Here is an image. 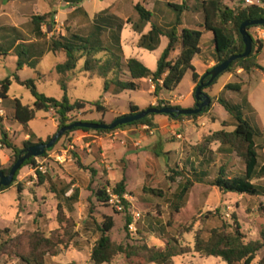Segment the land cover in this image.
I'll list each match as a JSON object with an SVG mask.
<instances>
[{
    "label": "rangeland",
    "instance_id": "374dc122",
    "mask_svg": "<svg viewBox=\"0 0 264 264\" xmlns=\"http://www.w3.org/2000/svg\"><path fill=\"white\" fill-rule=\"evenodd\" d=\"M158 1L156 6L163 8L164 19L161 17L160 9L154 11L155 0H85L81 5H77L81 10L72 13L70 12L76 5L68 4L66 0H17L9 3L0 0V29L14 27L23 33L25 40L39 41L40 49L46 54L36 66L26 67L18 74L24 80H37L38 90L46 96L62 100L63 91L58 83L59 75L56 68L65 62L66 57L65 54L54 55L47 52L53 34H87L98 15L108 12L117 16L124 2L127 7L123 8V11L129 18L130 25L139 19L134 9L138 3L152 12L154 24L168 25L177 13L166 2L175 3L181 0ZM184 2L189 7L196 0ZM225 3L232 9H238L244 5L257 4L258 1L225 0ZM59 12L61 15H58ZM49 14L54 16L55 29L47 34V39L38 40L33 32L32 18ZM186 15L191 17L193 13L187 12ZM122 22L125 26L124 20ZM44 31L48 32V28L44 27ZM250 32L254 34L255 28ZM138 36L129 28L124 34V39L131 41ZM208 39L209 35L205 36L202 44L207 43ZM166 45L167 42H164L153 52L126 45L125 57L138 58L155 71ZM205 51L208 58L214 59L213 43L208 45ZM18 60L19 57L14 53L0 56V70L4 69L0 78L14 75L18 69ZM260 61L264 67V52ZM202 63V58L196 60V67L199 70ZM84 64L85 61L81 60L71 75L68 97L72 103L79 100L87 104L82 111L70 114L71 120L110 124L123 116L122 114H127L131 104L147 109L154 101L155 95L149 89L151 85L148 81H142V86L137 91H124L119 95L105 94V80L84 72ZM261 73L264 77V70H261ZM122 78L127 80L129 76L125 74ZM228 78L229 74L222 75L218 86ZM191 83L192 74L188 72L173 95L187 98ZM9 97L19 99L24 105L32 107L35 101L30 90L16 82H13ZM192 97L194 98V95ZM245 97L248 104L245 105L244 115L258 131L256 145L260 169L264 166V79L246 88V93L239 94L233 91L225 93V98L234 103L242 104ZM249 100L256 111L250 109ZM163 101L168 104L173 102L172 105L177 104L174 98H164ZM190 101L192 99H187L181 106H186ZM97 102L106 108V112L94 106ZM5 111H8L5 113V117L9 119L7 125L11 133L13 132L12 143L24 148L27 141L26 133L21 125L14 126V119L9 112L12 111L11 107ZM57 125L59 126L58 115L54 110L38 112L36 119L29 124V129L36 135L33 141L38 143L41 140L46 143L58 132ZM235 129V120L218 105L215 111L192 120L190 125L169 136L165 147L160 151L144 153V149L139 147L135 151L125 152V149L116 146L109 148L108 153L104 155V147L99 146V141L104 134L115 132L108 137L109 143H120V131L90 132L82 142L78 140L83 136L81 132L64 136L48 153L46 163L48 172L45 174L44 184L35 177L38 161H42L38 158L35 164L21 170L15 186L0 194V246L9 244L11 252L17 238L22 237L25 241L29 235L35 233L46 238L56 237L65 242L71 238L67 246L60 244L56 246L55 252L58 254L47 255L44 264H93L91 254L101 236L99 227L108 219H112L114 222L112 240L127 247L128 252L133 255H119L111 264H154L148 261L144 247L165 251L171 245L191 248L192 251L173 258L170 264H228L221 258L204 257L196 253L194 251L196 237L200 235L204 240H208L215 229L233 232L237 221L245 242L261 240L264 231V196L222 194L211 183L218 177L222 168L226 170L228 176H244L245 160L232 147L222 146L219 142H212L202 153L197 149L204 137L218 131L231 133ZM68 147L72 148L65 154ZM8 152L10 161L3 166L6 168L15 162L13 152L11 150ZM92 171L96 172L95 176ZM123 179L127 181L125 199L129 206L124 212H118L109 203L102 202L98 198V193L106 187L111 190ZM188 179L197 183L180 203V210L176 211L175 207L179 204L178 194ZM253 183L264 188V178H254ZM19 184L25 187L23 194L19 193ZM154 191L157 194H154ZM128 217L132 218L135 227L133 231L130 226L127 228ZM132 247L143 249L136 255ZM263 257L264 251L257 256L253 264H261ZM0 264L26 263L18 256L5 254L1 256Z\"/></svg>",
    "mask_w": 264,
    "mask_h": 264
},
{
    "label": "trees",
    "instance_id": "16d2710c",
    "mask_svg": "<svg viewBox=\"0 0 264 264\" xmlns=\"http://www.w3.org/2000/svg\"><path fill=\"white\" fill-rule=\"evenodd\" d=\"M6 3L15 2L17 0H4ZM85 0H66L67 3L81 5ZM257 4L244 5L238 9H232L226 5L225 0H204L200 5V10L204 14L203 30L183 29L178 32L180 26L183 25V15L186 11L192 10L186 6L169 4L176 10V21L172 28L165 29L153 23V14L143 4L135 5V11L138 13L139 22L133 25V29L140 34H143L144 28L148 24H152V30L143 35L140 39L139 46L149 51H156L160 46L162 37H166L169 41L167 48L161 55L156 71H151L143 62L136 58H131L124 62V52L121 42V33L124 28V23L121 19L108 12H103L94 19V23L89 27L87 34L73 33L71 35H56L55 33L50 38V46L47 52L53 54L63 53L66 55V61L57 66V72L63 77L60 80L61 89L64 92L62 100H57L48 97L41 93L37 88L35 79L22 80L17 74L25 66L37 65L44 57L46 52L40 49L39 41H27L23 37V33L17 28H1L0 29V56H8L12 53L19 57L17 73L12 76L0 80V124H3L4 118L1 112L5 109H12L13 119L19 123L24 132L29 135V139L25 141L24 148H20L12 143L10 135L6 130L1 131V145L3 148L11 150L15 156V162L18 161L21 152L25 148L35 146L39 143H44L41 140L38 143L33 140L36 135L29 129V124L36 119V114L40 111L54 110L58 115V131L66 126H69L76 121L70 119V114L82 111L85 109V101H76L72 103L68 97V79L66 75L74 72L80 61L84 60V72L92 73L105 80V93H122L124 91H137L140 88L138 83L144 79H151L155 85V96L159 97L163 91L174 92L183 82L186 74L192 72L193 81L196 84L194 97L197 87L203 76H200L193 65V61L200 53V45L204 35V31L211 32L214 36V58L216 64L220 65L234 55H241L245 52V43L241 34V26L247 21L263 20L264 19V0H257ZM77 10H81L80 8ZM52 15L34 16L32 18L33 32L38 40L47 39V34L53 32L56 23ZM44 27L48 28V32L44 31ZM255 28V27H252ZM248 29L250 32L251 29ZM251 33V32H250ZM181 48L180 55L172 59V54L178 48ZM264 48L263 43L257 42L254 39L253 51L247 58L239 59L232 63L226 73L236 72L238 69L250 73L255 70H264L259 63V57ZM216 65V66H217ZM210 69L209 71H211ZM128 71L131 80L125 81L122 79L124 72ZM222 74V75H224ZM221 75V76H222ZM221 76L216 79L211 85L204 89V92L214 88ZM210 78L205 80V84ZM15 81L20 86L30 90L35 101L34 105H24L19 99H11L9 93ZM162 81V83H161ZM225 91H233L236 93L242 92L241 84H228ZM196 99V98H195ZM215 102H218L228 114L235 120L236 129L229 133L226 131H218L214 134L204 137L198 145V152H204L207 146L212 142H219L222 146L228 145L237 151L246 162V174L244 176H228L226 170L222 168L218 177L211 183L222 194L233 195H248V196H264V188H261L253 183L254 178H264V166L259 169V155L256 145L258 131L248 122L244 115L245 105L248 104L247 99L242 104L234 103L230 99L221 95L218 98H212L211 106L204 109L201 114L191 116H166L171 121L183 122L184 120H194L205 116L212 110ZM198 101L196 100V104ZM196 104L193 108H196ZM250 105V104H249ZM98 110L106 112V108L97 102L94 104ZM163 107L179 108L180 106L168 104L164 101H159L158 105L151 108L162 109ZM251 109V107H250ZM132 113H139V107L132 105ZM159 115H150L141 121L134 122L128 125L120 126L113 131L107 130H91L77 128L71 132H67L68 136L74 132H97L111 133L119 129L130 126H148L151 130L157 128L154 123L155 117ZM103 123V122H99ZM52 139V138H51ZM49 139L47 142H49ZM47 151L43 157H47ZM36 163V159L32 158L26 161L22 168L17 172L14 183L10 187L0 186V194L6 192L17 183V178L25 167ZM0 166V172L9 175L12 167ZM83 168V167H82ZM93 172L95 176L96 172ZM38 179L41 184L45 183V175L38 173ZM203 183V181H198ZM196 181L188 179L183 185L178 194V203L175 207L176 211L180 210V203L185 200L189 192L194 187ZM25 187L19 184V193L23 194ZM108 187L98 193V198L105 203H109ZM111 191L120 196L127 210L129 204L124 198L127 194V181L123 179L117 183ZM154 194L157 192L154 191ZM133 223L132 218L127 219V228ZM114 228L112 219H108L102 226L99 227L101 232L100 238L97 240L91 254L93 264H111L119 255H133L128 252V248L124 245L116 244L111 237V232ZM69 235V233H68ZM22 237L14 241L11 252L9 244L0 246V258L5 254L18 256L26 264H44V258L47 255L56 256V246H67L69 241L65 242L56 237L46 238L41 234L35 233L23 241ZM59 242L57 243L56 242ZM143 249V248H142ZM137 247H132L134 254L139 255L140 250ZM148 261L154 264H170L172 259L178 256H183L192 251L191 248H182L178 245H171L165 251L144 247ZM194 251L204 257L221 258L228 264H253L257 256L264 251V231L262 238L258 241L245 242L244 235L241 232V227L236 221V227L233 232L215 229L212 231L208 240H204L200 235L196 237ZM264 264V257L261 260Z\"/></svg>",
    "mask_w": 264,
    "mask_h": 264
},
{
    "label": "crops",
    "instance_id": "0c3cea01",
    "mask_svg": "<svg viewBox=\"0 0 264 264\" xmlns=\"http://www.w3.org/2000/svg\"><path fill=\"white\" fill-rule=\"evenodd\" d=\"M185 0H181L179 2H175V3H171V4H175V5H182ZM204 0H200V3H199V0H196V2L194 4H192L191 6H189V8H191L192 10H189V11H186L183 15V25L179 27L178 29V32L181 33L183 29L187 28V29H195V28H199L200 30H203V25H204V14L203 12L200 10V5L201 3L203 2ZM157 3H159L158 0H155L154 2V11L157 12L159 9V12L161 14V17L164 19L165 18V13L163 12V8L160 7V8H157ZM70 4V3H68ZM166 4L169 6L170 2H166ZM127 7V4L124 2L121 4V8H119L121 12H119L117 14L118 17H120L122 20H124V22L126 23L124 28H123V31L121 33V42H122V48H123V52H124V49H125V46L126 45H132V46H137V47H140L139 46V42H140V39L143 35H146L148 34L151 30H152V24H148L145 28H144V31H143V34H140V33H137L134 29H133V25L137 22H139V19L135 22V23H132L130 25L129 23V18L127 17V15H125V11H123V8L126 9ZM80 7H77L75 6L72 11V12H76L77 9H79ZM157 8V10H156ZM81 9V8H80ZM135 9V8H134ZM187 12H190V13H193V15L191 17H188L186 15ZM125 13V14H124ZM58 15H61L60 12ZM116 16V15H115ZM176 18H177V15H174L170 21V23L168 25H165V24H160L159 26L165 28V29H169V28H172L175 24V21H176ZM133 29L139 36L138 37H135L134 39H132L131 41H128L126 39H124V34L125 32L129 29ZM207 31H204V35H203V38L207 35H209V39H208V42L205 43V44H202V41H201V45H200V53L196 56V58L194 59L193 61V65L196 69V72L200 75V76H204L210 69H213L217 64H216V60L215 58L214 59H210L207 57L206 55V51L205 49L207 48L208 45H210L211 43H213V40H214V36L211 32L206 33ZM211 33V35H210ZM254 38L253 34L250 33ZM202 38V40H203ZM256 40V39H255ZM164 42H167V45L165 47V49L167 48L168 46V39L166 37H162L161 39V43H160V46L163 45ZM264 45V43H263ZM158 47V48H159ZM141 48V47H140ZM213 48H214V43H213ZM164 49V50H165ZM163 50V52H164ZM162 52V54H163ZM264 52V48L260 54V57L262 55V53ZM51 53V52H49ZM181 53V48L179 47L175 52H173L172 54V59H175L177 58ZM214 53V51H213ZM59 54H63V53H58L56 55H59ZM161 54V55H162ZM11 55V54H10ZM55 55V54H54ZM160 55V57H161ZM66 57V55H65ZM159 57V59H160ZM260 57H259V63L260 65L262 66L261 64V61H260ZM133 58V57H132ZM198 58H202L203 60V63L201 65V68L200 70L196 67V60ZM131 59V58H129ZM129 59H126L125 57V52H124V62L126 63L127 60ZM138 59V58H136ZM158 59V60H159ZM140 60V59H138ZM65 61H66V58H65ZM141 62H143L142 60H140ZM64 63V62H63ZM61 63V64H63ZM144 63V62H143ZM145 64V63H144ZM60 65V64H59ZM146 65V64H145ZM58 66V65H57ZM147 66V65H146ZM26 67H29V66H25L23 69H25ZM263 67V66H262ZM0 68H1V65H0ZM264 68V67H263ZM22 69V70H23ZM150 69V68H149ZM3 70L4 69H1L0 70V74L2 73L3 74ZM151 70V69H150ZM153 71V70H151ZM156 71V70H155ZM154 72V71H153ZM17 73V72H16ZM74 72H71V73H68L66 75V78L68 79L67 81V84H68V88H69V82L72 80V77L71 75L73 74ZM192 74V72H190ZM1 74V75H2ZM18 74V73H17ZM92 74V73H91ZM128 75L129 76V79L125 80V81H129L131 80V76H130V73L128 71H125L124 72V75ZM226 74H229V78L221 85L218 86V83L214 86V88L212 89H209L207 91H205V93L209 96H211L212 98H218L220 97L221 95H224L225 96V93L228 91H225V87L228 85V84H241L242 85V92L241 93H246V88L250 87L251 85H254V83H257L259 82L260 80H263L264 77L262 76L263 73H261V70H255V71H252L250 73H247L245 71H243L242 69H238L236 72H233V73H226ZM19 75V74H18ZM59 79H58V83L60 85V80L61 78L63 77V75L59 74ZM123 75V76H124ZM96 76V75H95ZM122 76V77H123ZM1 77V76H0ZM9 77V76H7ZM6 77V78H7ZM20 77V76H19ZM186 77V76H185ZM21 78V77H20ZM5 79V78H4ZM3 78H0V80H4ZM22 79V78H21ZM24 80V79H22ZM37 81V80H36ZM142 81H148L149 84L151 85V87H149V89L154 93L155 92V85L153 83V81L151 79H144V80H141L139 81L138 83L140 84V88L142 86ZM15 82V81H13ZM219 82V81H218ZM162 83V81H161ZM216 86H218V91L217 93L215 92L216 90ZM61 87V86H60ZM139 88V89H140ZM195 88H196V84L194 83L193 81V76H192V83L190 84V88H189V92H188V96L187 98H183L182 96H177V95H173L174 93L173 92H166V91H163L159 97H156L155 96V99L154 101L152 102V104L147 108H151V107H155L158 105L159 101H163L164 98L165 99H172L174 98L175 99V102L179 105L176 104V106H180L182 107L183 109H193V107L195 106L196 104V99L195 97L193 98L192 96L194 95V91H195ZM138 89V90H139ZM62 90V89H61ZM63 91V90H62ZM105 93V92H104ZM105 94H111V95H119L121 93H105ZM240 94V93H239ZM155 95V94H154ZM213 95V96H212ZM63 96H64V92H63ZM211 98V99H212ZM246 98V97H245ZM244 98V99H245ZM16 99V98H14ZM13 99V100H14ZM187 99H192V101H190V103H188L186 106H181L182 103H184ZM168 103V102H167ZM249 103L251 105V109L253 111H256L255 107L253 106V104L251 103V101L249 100ZM170 104H173V102H171ZM132 105H135V104H131ZM197 105V104H196ZM220 105L218 102H215L213 107H212V110L211 111H215L217 106ZM131 106H130V111L127 113V114H122L123 116L124 115H128L130 114L132 111H131ZM137 106V105H135ZM221 106V105H220ZM110 107V106H109ZM139 107V106H137ZM139 109L141 111L143 110H146V109H142L141 107H139ZM8 112V111H5L3 110L1 112L3 118H4V122L3 124H0V134H1V131L2 130H6L7 133L10 135V138H13V135L11 133V129L8 127V121L9 119L7 117H5V113ZM11 114L13 111H9ZM13 124L14 126H17L19 127V123L17 125V122L15 120H13ZM16 123V124H15ZM154 123L157 125V128H155L153 130L152 133H150L149 131L148 132H143V130H146V126H130V127H125L123 129H119L117 131H120L121 133V142L120 143H116V144H110L109 143V140H108V137L111 136V134H114V133H111V134H104V136L101 138V140L99 141V146H102L104 147V155L108 153V149L111 148V147H116V146H119L118 148L120 149H125L126 151L125 152H132V151H135L137 150V148H143L144 149V153H150L151 151L153 150H157V151H160V150H163V148L165 147V144H166V140L169 136L173 135V134H176L179 130H181L182 127H187L188 125H190L192 123V120H187V121H183V122H176V121H171L168 117H165V116H157L155 117L154 119ZM58 126V125H57ZM21 128V127H20ZM77 132H81L82 133V137H80L78 140L82 142V139H84L86 136H89V133L87 132H82V131H77ZM26 133V132H25ZM27 137L26 139L28 140L29 139V135L26 133ZM188 140V139H187ZM88 146V145H87ZM10 161V155H9V152L8 150H6L5 148L2 147L1 145V135H0V165L1 166H5L9 163Z\"/></svg>",
    "mask_w": 264,
    "mask_h": 264
},
{
    "label": "water",
    "instance_id": "95a60500",
    "mask_svg": "<svg viewBox=\"0 0 264 264\" xmlns=\"http://www.w3.org/2000/svg\"><path fill=\"white\" fill-rule=\"evenodd\" d=\"M264 26L263 20L247 21L241 26V34L245 43V52L241 55H234L227 61L220 65L215 66L211 71H208L202 78L200 85L197 87L195 98L198 101L196 108L193 109H179L171 107H163L162 109L149 108L139 113H130L128 115L121 116L114 120L110 124L105 123H92V122H76L69 126L61 128L55 136L46 143H39L35 146L25 148L18 159V161L12 167L9 175H5L0 172V186L10 187L14 183L17 172L22 168L23 164L32 158H41L47 151L53 149L58 141L65 136L67 132H71L77 128L91 129V130H107L113 131L120 126L128 125L134 122L141 121L142 119L150 115H166V116H191L201 114L204 109L211 106L212 99L204 92V89L211 85L222 74L227 72L232 63L243 58H247L253 51L254 39L248 29L252 27ZM210 78L209 82L205 84V80Z\"/></svg>",
    "mask_w": 264,
    "mask_h": 264
},
{
    "label": "built area",
    "instance_id": "2783aa9c",
    "mask_svg": "<svg viewBox=\"0 0 264 264\" xmlns=\"http://www.w3.org/2000/svg\"><path fill=\"white\" fill-rule=\"evenodd\" d=\"M254 38L256 39L257 42L260 43H264V26H258L255 27V33L253 34ZM147 131H149L150 133L153 132V130H151L148 126H146L145 128ZM180 137V136H179ZM72 147H68L67 151L65 152V154H67L69 152V150H71ZM47 157H41L39 159H42V161H38V165L35 168V177H38V173H41L43 175L47 174L48 172V167L46 165L47 163ZM38 160V158L36 159ZM108 194H109V204L113 207H115V209L118 212H124L125 211V206L123 204L122 199L120 198L119 195L113 193L111 190H108ZM125 198V197H124ZM138 218H140V216H138ZM131 230H135V227L133 224L130 225Z\"/></svg>",
    "mask_w": 264,
    "mask_h": 264
}]
</instances>
